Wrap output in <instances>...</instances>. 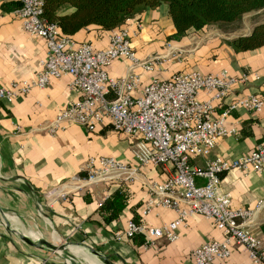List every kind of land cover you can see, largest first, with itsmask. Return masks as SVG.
I'll list each match as a JSON object with an SVG mask.
<instances>
[{
    "label": "crops",
    "instance_id": "1",
    "mask_svg": "<svg viewBox=\"0 0 264 264\" xmlns=\"http://www.w3.org/2000/svg\"><path fill=\"white\" fill-rule=\"evenodd\" d=\"M2 2L0 0V5ZM14 11L0 6V86L31 78L40 70V62L45 56L43 42L24 31ZM261 11L264 13V7L245 13L242 18ZM261 21L264 19H243L238 27L229 30L210 24L201 33L191 31L179 39H172L170 35L174 28L166 6L143 9L123 25L127 24L135 61L154 56L158 59L151 61L150 69L136 66L132 71L139 75L142 83L154 77L164 79L179 71L215 73L224 69L231 75L251 71L257 77L235 84L233 93H255L264 101V46L234 52L227 43L237 35L247 34ZM71 37L89 42L94 49H102L108 44L109 31L89 25ZM131 63L129 59L116 58L106 67V72L111 76H123ZM199 97L204 98V94L200 93ZM74 98L69 76L64 75L51 79L43 87H31L10 102L0 100V220L6 211L16 236V239L9 236L0 224V264H79L75 260L69 261L66 255L60 257L57 252L23 247L17 242V236H24L34 243L39 240L68 241L71 245L67 254L70 256L71 253L87 264H101L83 252L92 247L111 256L115 264H191L189 255L194 247L222 238L209 219L197 214L184 221L178 228V238L172 242L159 237L153 244L144 246L143 242H128L123 234L115 238L114 233L131 216L128 207L123 211L120 227L112 231V237L102 236V229L108 232L110 229L93 221L98 220L96 208L106 196L111 181L84 187L77 185L90 157L111 156L134 165L133 140L106 123L88 131L77 123L61 122L50 131L48 125L57 111ZM228 99L223 100L222 107ZM222 107L220 104L216 113ZM234 122L236 133L219 139L206 158L244 154L258 139H264V104L259 113L232 111L226 123ZM203 161V157H195L191 163L201 167ZM140 172L134 180L126 181L133 193L127 206L138 204L146 197L142 181L149 178L159 182L166 175L162 166L143 167ZM201 182L196 179V183ZM220 188L229 193L232 207L252 211L249 229L264 243V172L233 169L221 177ZM85 195L88 201L84 199ZM173 217L169 209L153 207L142 216V221L159 226ZM80 237H97L96 245L92 246ZM229 249L227 259H214L211 264L247 262L241 247L233 244Z\"/></svg>",
    "mask_w": 264,
    "mask_h": 264
},
{
    "label": "built area",
    "instance_id": "2",
    "mask_svg": "<svg viewBox=\"0 0 264 264\" xmlns=\"http://www.w3.org/2000/svg\"><path fill=\"white\" fill-rule=\"evenodd\" d=\"M16 1L19 6L14 12L22 28L43 42L45 56L40 70L31 78L0 86V100L10 102L33 86L43 87L51 79L68 75L75 98L57 111L49 130L53 131L61 122H74L88 131L106 123L133 140L134 165L111 156L90 157L77 187L102 181H132L143 167L165 169L161 181L149 178L142 181L146 197L136 209L139 220L126 218L114 237L142 234L144 246L153 244L159 237L172 242L178 238V228L184 221L197 214L209 219L222 238L194 247L189 255L191 264L225 260L233 244L241 247L247 256V262L242 264H264V243L248 225L252 211L232 207L229 193L220 188L221 177L233 169L264 172V139H258L244 154L206 158L219 139L236 133V122L226 123L232 111H261L264 101L259 95L233 93L235 84L256 78L255 72L231 75L224 69L215 73L179 71L164 79L154 77L142 83L132 69L136 66L150 69L151 61L158 57L134 60L127 24L123 25L130 18L109 31L105 48L94 49L89 42L62 34L55 23L42 19V0ZM116 58L132 61L123 76L106 72V67ZM200 93L204 98L199 97ZM220 104L222 109L216 113ZM195 157L204 158L201 167L191 163ZM197 178L202 182L196 183ZM153 207L169 209L174 217L159 226H150L142 221V216Z\"/></svg>",
    "mask_w": 264,
    "mask_h": 264
},
{
    "label": "trees",
    "instance_id": "3",
    "mask_svg": "<svg viewBox=\"0 0 264 264\" xmlns=\"http://www.w3.org/2000/svg\"><path fill=\"white\" fill-rule=\"evenodd\" d=\"M161 4L166 6L174 28L170 38L179 39L191 31L201 33L210 24L223 30L234 29L240 24L243 14L263 8L264 0H42L40 17L55 23L62 34L72 36L89 25L105 31L119 28L126 18ZM0 6L2 9L13 10L19 3L16 0H3ZM227 43L234 52L264 46V21L255 23L247 34L237 35ZM132 194L124 181L109 183L106 196L96 208L98 220L93 221L96 225L110 229V232L102 229V236L112 237L113 230L120 227L123 211L127 207L131 219L138 222L136 209L142 199L138 204L127 206ZM84 199L88 201L89 198L85 195ZM80 238L87 239L92 246L96 245L94 240L97 237ZM124 238L136 244L144 240L139 234Z\"/></svg>",
    "mask_w": 264,
    "mask_h": 264
},
{
    "label": "water",
    "instance_id": "4",
    "mask_svg": "<svg viewBox=\"0 0 264 264\" xmlns=\"http://www.w3.org/2000/svg\"><path fill=\"white\" fill-rule=\"evenodd\" d=\"M0 224L3 226V228L8 233L9 236H12L16 239V236L14 234L15 232L12 228L10 216L6 211H5V216L3 220L2 221L0 220ZM17 242L23 247H37L39 249H46L48 251L57 252V253L58 252H63V253L69 252V246L71 245L69 242H66V241L59 242V241L39 240L34 243L24 236H20V237L17 236ZM83 252L86 253L88 256L93 257L101 264H115L114 259L111 256L103 252H99L94 249L93 250L88 249ZM81 262H85V261L82 259H79V264H81Z\"/></svg>",
    "mask_w": 264,
    "mask_h": 264
},
{
    "label": "rangeland",
    "instance_id": "5",
    "mask_svg": "<svg viewBox=\"0 0 264 264\" xmlns=\"http://www.w3.org/2000/svg\"><path fill=\"white\" fill-rule=\"evenodd\" d=\"M258 18H257V17ZM243 19H246V20H248V19H251V20H254V19H264V13H263V11H261V12H259L258 14H256V15H248V16H245V17H243V18H241V21L243 20ZM240 21V22H241ZM59 242H62L61 240H59ZM68 242V241H67ZM70 243V242H69ZM71 244V243H70ZM89 249H91V248H89ZM96 250L95 248H93L92 247V250ZM58 254L60 255V257H62V256H64V255H66V256H68L70 259H69V261H71V260H75L77 263L79 262V258L77 257V256H75V255H73V254H71L70 253V256H69V254H67V253H61V252H58ZM81 264H86L85 262H81Z\"/></svg>",
    "mask_w": 264,
    "mask_h": 264
}]
</instances>
